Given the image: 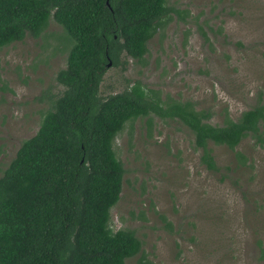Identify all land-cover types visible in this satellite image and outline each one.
Segmentation results:
<instances>
[{"label": "rangeland", "instance_id": "1", "mask_svg": "<svg viewBox=\"0 0 264 264\" xmlns=\"http://www.w3.org/2000/svg\"><path fill=\"white\" fill-rule=\"evenodd\" d=\"M167 3L173 9L149 38L147 53L109 63L101 95L137 78L161 97L204 108L214 123L264 98V0ZM68 45L50 17L40 34L0 47V171L62 89L55 71ZM207 145L215 169L200 161V148L178 119L124 122L113 139L124 172L108 225L133 229L141 240L124 264H264V146L249 135L234 149Z\"/></svg>", "mask_w": 264, "mask_h": 264}, {"label": "trees", "instance_id": "2", "mask_svg": "<svg viewBox=\"0 0 264 264\" xmlns=\"http://www.w3.org/2000/svg\"><path fill=\"white\" fill-rule=\"evenodd\" d=\"M172 9L167 0H0V47L40 34L50 17L69 40L55 71L62 89L0 171V264H124L141 250L133 229L108 225L124 172L113 139L127 120L178 119L208 169L216 168L208 141L234 149L249 135L264 146V98L214 123L204 108L137 78L98 92L107 62L141 59Z\"/></svg>", "mask_w": 264, "mask_h": 264}, {"label": "water", "instance_id": "3", "mask_svg": "<svg viewBox=\"0 0 264 264\" xmlns=\"http://www.w3.org/2000/svg\"><path fill=\"white\" fill-rule=\"evenodd\" d=\"M109 64V61L107 62V65Z\"/></svg>", "mask_w": 264, "mask_h": 264}]
</instances>
